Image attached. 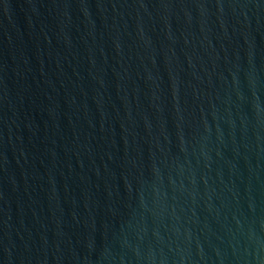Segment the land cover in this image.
<instances>
[{
  "label": "water",
  "instance_id": "water-1",
  "mask_svg": "<svg viewBox=\"0 0 264 264\" xmlns=\"http://www.w3.org/2000/svg\"><path fill=\"white\" fill-rule=\"evenodd\" d=\"M0 264H264V0H0Z\"/></svg>",
  "mask_w": 264,
  "mask_h": 264
}]
</instances>
